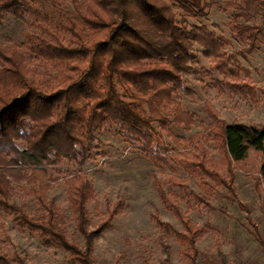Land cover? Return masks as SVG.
I'll use <instances>...</instances> for the list:
<instances>
[{
    "label": "trees",
    "instance_id": "trees-1",
    "mask_svg": "<svg viewBox=\"0 0 264 264\" xmlns=\"http://www.w3.org/2000/svg\"><path fill=\"white\" fill-rule=\"evenodd\" d=\"M169 1L201 25L190 28L178 22L167 0H51L52 12L42 7L44 0H0V22L13 16L27 29L21 45L9 46L0 40V212L39 233L45 246L62 249L74 264H95L91 253L95 236L123 209V202L109 207V217L94 232L89 230L88 204L94 199L95 186L84 167L97 155L99 135L114 129L148 159L166 161L157 126L170 134L169 115L186 128L195 123L177 94L184 87L183 76L191 70L194 45L202 49L210 69L223 76V81L215 82L217 87L254 96L249 73L242 78L241 70L232 68L243 51L228 53L232 42L201 22L207 9L203 0ZM65 3L71 4L72 11L63 8ZM233 6L240 16L255 12L263 19L258 25L233 20L234 36L247 41V50L252 51L264 35V0H234ZM50 68L57 70L56 77L50 76ZM204 108L212 124L191 138L196 156L191 165L222 184L238 206L248 211L233 188L235 171L255 153L261 162L257 182L264 184V125H232L219 118L210 102ZM209 142L220 157L219 164L226 167L227 179L209 167H216L207 158ZM64 162L79 169L66 182L73 223L84 239L81 247L69 240L56 198L46 195L53 187L48 169L61 173L57 167ZM22 181L41 203L38 216L28 215L13 202V184ZM155 187L163 204H171L183 222L184 236L194 250L193 262L200 231L173 203L161 180L156 179ZM199 201L211 208L205 199ZM154 218L165 231L181 235L158 214ZM257 239L264 247L258 233ZM168 255L169 251L160 264H169ZM0 264L24 263L0 252Z\"/></svg>",
    "mask_w": 264,
    "mask_h": 264
},
{
    "label": "rangeland",
    "instance_id": "rangeland-1",
    "mask_svg": "<svg viewBox=\"0 0 264 264\" xmlns=\"http://www.w3.org/2000/svg\"><path fill=\"white\" fill-rule=\"evenodd\" d=\"M167 2L177 14L178 22L188 23L190 28L201 25L199 21L185 16L172 2ZM203 2L207 9L201 22L215 35L224 36L232 42L226 49L228 53L245 52L236 56L232 68H239L242 78L249 73L247 80L254 88V96L230 93L217 87L215 82L223 81V76L210 69L202 49L194 45L189 64L191 70L183 76L184 87L177 94L185 111L194 115L195 123L186 128L174 123L169 115L171 135L157 126L160 152L166 161L155 163L148 159L116 135L114 129H106L99 135L101 144L96 150L97 155L84 167L95 186L94 199L88 204L89 230L94 232L109 217V207L123 202V209L105 231L95 236L91 247L95 264H160L167 260L168 251L169 264H264V247L257 239V233L264 239V184L257 182L261 179L258 175L260 157L251 153L246 161L237 165L235 171L233 188L240 203L247 207L248 211H245L222 184L210 175H202L191 165L196 156L190 142L196 133L205 131L212 124L204 108L206 102H210L219 118L229 124L264 125V35L253 50L248 51L249 43L238 40L231 31L235 19L250 25H258L263 19L255 12L240 16V11L233 6L234 0ZM42 7L53 11L51 0H44ZM63 8L72 11L69 3H65ZM26 32V26L13 16H7L0 22V40L6 45H21L25 42ZM23 52L29 56L24 49ZM49 70L50 76H57V70ZM39 79L42 80V77ZM189 90L192 94H187ZM177 137L179 143L173 139ZM206 150L207 158L216 164V167L209 166L211 170L226 178V167L219 164L220 157L214 150L213 142L206 144ZM57 169L62 172L51 167L48 169L53 187L46 195L47 198H56L57 211L69 240L81 247L84 246V239L73 223L66 182L68 176L79 169L69 162H64ZM178 177L183 180L178 183L172 180ZM156 179L163 182L165 192L173 203L179 204L183 216L200 231V236L196 238L198 253L193 262L194 250L184 236L187 232L183 222L171 204H163L155 187ZM13 185V202L23 207L28 215L38 216L42 206L32 188L25 181ZM199 198L205 199L211 208L205 207ZM155 214L181 235L165 231L156 223ZM0 252L24 264H74L62 249L45 246L39 233L17 225L12 215L2 212Z\"/></svg>",
    "mask_w": 264,
    "mask_h": 264
}]
</instances>
